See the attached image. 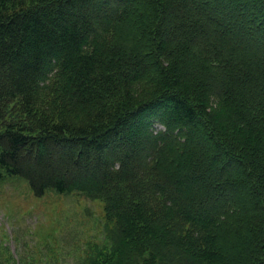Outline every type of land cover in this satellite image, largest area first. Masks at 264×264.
Returning a JSON list of instances; mask_svg holds the SVG:
<instances>
[{
	"label": "trees",
	"instance_id": "16d2710c",
	"mask_svg": "<svg viewBox=\"0 0 264 264\" xmlns=\"http://www.w3.org/2000/svg\"><path fill=\"white\" fill-rule=\"evenodd\" d=\"M6 178L103 202L83 264H264V0H0Z\"/></svg>",
	"mask_w": 264,
	"mask_h": 264
},
{
	"label": "rangeland",
	"instance_id": "374dc122",
	"mask_svg": "<svg viewBox=\"0 0 264 264\" xmlns=\"http://www.w3.org/2000/svg\"><path fill=\"white\" fill-rule=\"evenodd\" d=\"M1 105L7 120L32 126L19 102ZM110 227L99 200L54 191L39 198L21 179L0 180V264H83Z\"/></svg>",
	"mask_w": 264,
	"mask_h": 264
}]
</instances>
